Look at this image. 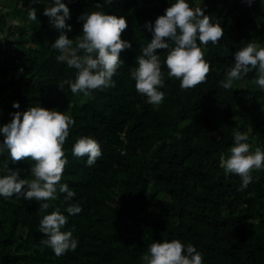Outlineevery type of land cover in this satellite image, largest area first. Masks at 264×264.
<instances>
[{"label":"trees","instance_id":"16d2710c","mask_svg":"<svg viewBox=\"0 0 264 264\" xmlns=\"http://www.w3.org/2000/svg\"><path fill=\"white\" fill-rule=\"evenodd\" d=\"M48 3L0 0L5 37L0 40V124L32 104L67 107L75 124L64 145L68 163L61 183L76 195L65 200L66 193L58 191L48 209L34 198L20 202L0 196V264H143L152 242L173 238L194 244L204 264H264V170L240 190V176L225 174L220 165V157L230 153L234 130L249 132L253 150L264 147V89L255 83L257 71L231 88L222 85L235 51L253 39L264 42V0H191L220 21L224 35L205 46L210 71L195 87L181 88L162 65L165 98L159 105L136 89L131 71L152 38L145 22H154L171 0H65L72 25L65 31L74 40L82 34L81 14L101 5L127 20L121 36L132 47L121 51L124 63L114 83L90 96L71 91L68 82L76 69L56 59L51 45L60 32L44 12ZM32 6L38 9L36 20L29 19ZM157 51L163 61L168 50ZM83 135L102 146L93 165L72 153ZM5 163L32 178L30 158L12 162L0 154V168ZM160 191L166 198L158 197ZM71 203L81 204L82 211L69 215ZM56 208L68 216L62 230H71L78 240L74 250L61 255L43 243L39 227Z\"/></svg>","mask_w":264,"mask_h":264},{"label":"clouds","instance_id":"9594fccd","mask_svg":"<svg viewBox=\"0 0 264 264\" xmlns=\"http://www.w3.org/2000/svg\"><path fill=\"white\" fill-rule=\"evenodd\" d=\"M106 2L110 3V0ZM38 3L42 0H31L32 5ZM37 12L36 7H30L29 19L36 20ZM44 12L60 32L51 45L58 51L56 59L76 69L75 79L68 82L71 91L90 96L93 90L113 84V76L124 63L121 51L132 47V42L121 36L128 26L125 16L105 11L103 5L97 10L83 12L79 17L83 21L82 34L74 40L65 31L72 29L71 13L65 0H49ZM145 27L152 33V38L142 48V54L136 56L137 66L131 76L135 79L136 89L146 96L148 103L159 105L165 98L163 64L167 66V76L178 78L183 89L205 81L210 71L205 46L209 41L220 42L224 35L220 21L207 14L199 3L193 6L191 0H171L163 14L154 22L146 21ZM4 38L0 33V40ZM158 49L168 50L163 61ZM234 57V63L222 81L223 87L231 88L235 81L255 69V83L264 89V42L250 40L235 51ZM59 85L64 89L63 84ZM13 106L19 109V101H14ZM12 117L9 122L0 124L3 135L0 154L6 153L12 162L30 158L32 178L22 177L20 169L10 168L9 163H5L0 168V196L34 198L42 202L43 209L50 207L49 201L58 195V191L66 193L65 200H71L76 193L68 183H61V179L68 163L64 145L75 124L74 117L65 110L40 103L14 112ZM233 137L230 153L220 157V165L225 174L240 176L239 187L243 190L258 178L255 172L264 170V147L257 146L253 150L247 131L234 130ZM72 153L77 157L86 156V163L93 165L102 156V146L95 137L83 135L73 143ZM81 211L79 203L67 206L69 215ZM67 222L68 216L59 208L44 215L40 221V231L46 236L43 243L56 255L77 247L78 240L72 231L62 230ZM142 261L143 264H204L203 253L194 244L178 238L152 242Z\"/></svg>","mask_w":264,"mask_h":264},{"label":"rangeland","instance_id":"374dc122","mask_svg":"<svg viewBox=\"0 0 264 264\" xmlns=\"http://www.w3.org/2000/svg\"><path fill=\"white\" fill-rule=\"evenodd\" d=\"M5 10V9H4ZM83 98H81L80 100H82ZM61 111H63V110H65L67 113H69L68 111V108L67 107H64V108H62V109H60ZM158 197H160V198H166V193L164 192V191H160L159 193H158ZM8 198H10L11 200H14V201H20V202H22V201H24V202H29L31 199H25L23 196H19V197H16L15 195L14 196H12V197H8Z\"/></svg>","mask_w":264,"mask_h":264}]
</instances>
